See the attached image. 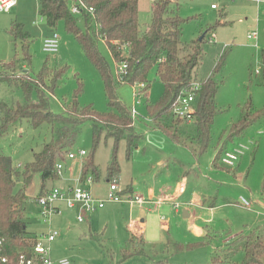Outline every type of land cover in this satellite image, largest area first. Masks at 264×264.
Wrapping results in <instances>:
<instances>
[{"label": "rangeland", "instance_id": "obj_1", "mask_svg": "<svg viewBox=\"0 0 264 264\" xmlns=\"http://www.w3.org/2000/svg\"><path fill=\"white\" fill-rule=\"evenodd\" d=\"M137 2L139 28L144 31L151 21L153 0ZM172 7L183 19L181 40L184 44L206 32L196 79L212 77L215 80L218 84L215 101L219 108L211 127L207 150L195 158L190 142L187 146L175 143L159 128L151 126L146 103L159 101L164 93L155 69H151L147 78V94L141 95L137 104L134 84L122 82L118 86V94L128 109L135 105L137 115L133 118V126L142 135L130 156H127L125 140H120L115 148L113 139L106 138L104 133L94 148L91 122L85 121L69 148L76 156L68 158V152H64L63 157L57 160L63 165L61 172L57 177L43 181L45 191L53 188L66 190L78 184L81 162L92 155L99 178H91L88 183L84 181L83 185L93 197L104 199L113 182L117 185L115 193L122 199L130 195V186L143 185L146 188L156 184L154 199L163 198L160 207L155 210L163 216L161 220L167 224L168 231L160 229L155 239L145 236L141 248L129 251L123 261L125 264H207L216 248H224L226 243L238 239L239 234L259 227L262 229L260 237L264 238V0H178ZM39 9L40 0H18V4L8 12L0 11V69H3V63L13 59L17 73L28 70L34 75L43 66L51 69L65 67L64 75L57 80L51 95L48 94V106L52 112L62 113L74 96L79 106H91L101 112L109 110L101 76L77 39L66 30L62 20L49 26L39 14ZM80 15L73 14L83 28ZM15 20L21 22L30 35L29 61L25 59L21 45L8 32ZM53 31L59 36L58 48L55 52H46L42 46L43 39ZM253 31L257 32L256 42L248 37ZM98 49L107 60L111 74L117 77L118 67L101 40L98 41ZM79 86L80 90L75 95ZM35 97L32 94L30 98ZM24 100L22 89L6 81L0 82V101L15 103ZM245 104H249L252 112H258L260 116L236 139L226 143L224 148L227 150L239 151L234 164L228 168H217L211 164L212 158L218 148L224 146L225 131L238 121L241 107ZM180 132L194 136L193 122L183 121ZM50 138L51 125L48 122L34 126L26 118L13 124L0 136V153L9 156L12 166L19 170L13 190L25 189L28 193L24 221L29 230L35 228L38 234L48 229L36 202L42 180L39 173H34L25 182L22 172L33 160L34 153L40 151ZM81 149L85 155L77 154ZM112 156L118 161L119 173L107 178V164ZM180 177H185L187 185L176 199L180 206L175 211L172 202L165 198L173 194L167 189ZM194 195L201 202L196 203L192 198ZM241 198L246 199L248 205L245 206ZM209 203L213 207L206 205ZM57 204L60 212L53 215L51 227L59 234L50 244L52 259L68 258L74 264L121 262L124 236L127 234L125 222L130 218L129 202L106 201L103 207L91 212L78 204L74 207L65 206L62 201H57ZM150 204L153 205L154 201ZM183 209H190V217L183 218ZM199 227L204 231L201 236H205L206 231L209 234L204 237V242L191 246L202 238L195 235ZM175 244H180L182 248L175 250ZM240 258L241 254L237 253L232 261H239Z\"/></svg>", "mask_w": 264, "mask_h": 264}, {"label": "trees", "instance_id": "obj_2", "mask_svg": "<svg viewBox=\"0 0 264 264\" xmlns=\"http://www.w3.org/2000/svg\"><path fill=\"white\" fill-rule=\"evenodd\" d=\"M87 8L81 12L83 28L77 23V18L69 10V0H40L39 14L43 16L49 26H54L62 20L66 30L74 35L82 50L98 70L107 99L109 110L97 111L91 106H79L76 97L68 103L62 113H54L48 106V94L51 95L58 79L64 75L66 68L51 69L43 66L37 74L28 70L16 71L15 59L3 63L0 69V82L6 81L11 86L19 87L24 91L23 102L7 103L0 101V136L19 120L26 118L34 126L41 122L51 125V138L45 142L42 149L34 153L22 172L24 181L39 173L41 184L40 196L45 192L43 181L49 177H57L55 165L64 152L69 148L81 130V124L91 122L93 147L99 142L102 133L112 138L116 148L120 140H125L127 156L137 146L142 135L135 131L131 111L118 94V86L125 82L135 84L145 82L144 94L149 87L147 80L151 69L163 84L164 93L159 101L146 103L151 126L159 128L173 142L184 144L190 142V149L195 158L203 154L209 145L210 131L219 108L215 101L218 84L212 77L200 80L197 90L195 117L192 121L195 126V135L186 136L180 132V124L184 120L175 118L172 113V103L182 91L190 88L196 79V69L201 61L202 43L206 32L198 39L184 44L181 40L183 19L174 12L172 5L178 0H153L151 5V21L144 31L139 28L137 0H81ZM8 32L14 41L21 45L25 59L30 60L28 52L29 33L24 30L23 24L12 21ZM103 41L116 65L126 63V73L122 78L111 74L107 60L98 49V41ZM28 60V61H29ZM264 81V49L262 50ZM10 71V72H9ZM75 92V95L79 92ZM35 94V99L30 98ZM260 114L252 112L249 104L241 107V115L227 131L223 140V147L218 148L211 164L217 168H228L221 163V155L227 150V142L238 137L245 128L255 121ZM119 173V165L115 156L107 164V178ZM19 170L12 166L11 158L0 153V237L13 251L19 240L26 234L24 212L25 201L28 195L25 189L13 190L15 178ZM92 180L99 178V170L93 161L92 155L82 161L79 181L83 183L87 176ZM262 230V229H261ZM259 227L246 234H239L227 244V247L216 248L207 264H264V241L260 237ZM206 231L205 236H208ZM202 237L199 242L206 239ZM140 237H131L130 241ZM175 250L182 248L175 244ZM190 246V244H189ZM129 252H123V261ZM239 253V261L233 262L234 256Z\"/></svg>", "mask_w": 264, "mask_h": 264}, {"label": "built area", "instance_id": "obj_3", "mask_svg": "<svg viewBox=\"0 0 264 264\" xmlns=\"http://www.w3.org/2000/svg\"><path fill=\"white\" fill-rule=\"evenodd\" d=\"M259 2L260 0H255ZM18 4V0H0V11L8 12L13 7ZM69 10L72 14H80L83 9L92 10V8H87L81 0H69ZM248 37L254 42L257 40V32H251ZM212 40V37H209ZM59 43L58 34L53 31L50 35L43 39V50L46 52L57 51ZM119 65V66H118ZM117 65V78H122L126 73V63L123 62ZM258 72V69H255ZM145 82H136L134 84V96L135 104L138 103V98L144 95ZM200 88V80L192 81L190 88L182 91L178 94L172 103V113L175 118H179L186 122H192L194 120V113L196 109L197 100V90ZM131 116L134 118L137 115L135 105L130 109ZM239 151L235 149L226 150L220 158L221 163L226 166H232L234 161L238 157ZM78 155H85L84 150H78ZM76 153L68 152L67 157L73 158ZM63 165L61 163H56L55 170L57 174L61 172ZM91 177L87 178L86 181H90ZM117 190V185L115 182L111 183L109 186L108 195L104 198L93 197L89 190L84 187L80 182L78 184L69 186L66 190L53 188L49 191H45L43 194L36 198L37 205L39 207V214L42 220L48 224L51 223L52 217L55 213L60 212V206L57 201H62L65 206L74 207L77 204L83 208L85 211L91 212L95 209L104 206L106 201H127L130 204L137 203L142 204L147 202L146 199L138 194L129 195L126 199L119 197L115 191ZM184 188L181 186L178 191L182 192ZM176 196H170L165 198L166 200L172 202V207L179 208V203L176 201ZM162 199L156 201L160 203ZM243 204L248 205V201L241 198ZM79 220L82 219L81 216L78 217ZM59 232L56 229L49 227V230L34 235L32 237L23 236L17 247L11 251L5 243V240L0 237V264H74L68 258H60L57 260L51 257L50 243L56 238Z\"/></svg>", "mask_w": 264, "mask_h": 264}, {"label": "crops", "instance_id": "obj_4", "mask_svg": "<svg viewBox=\"0 0 264 264\" xmlns=\"http://www.w3.org/2000/svg\"><path fill=\"white\" fill-rule=\"evenodd\" d=\"M81 165H82V162H81ZM162 166H165V165L162 164ZM80 171H81V166H80ZM186 172L188 173L189 170H186ZM78 182H80V181H78ZM82 184H84V182ZM186 185L187 184L185 181V177L176 178V180L174 182H172V184L168 187L167 191H170V192L173 191V194L170 196L171 197L176 196L175 199H177L178 195L182 194L185 191ZM181 186L184 188V190L182 192H179L178 189ZM128 190H129L130 195L138 194L142 197L144 195L147 196V198H145L147 202L142 203V204H137V203L130 204L129 203V216H130V218H129L128 222H125V231L127 234L124 236L125 240H124V246L122 248V254L125 251L129 252L131 249L134 251H137L139 248H141V245H143V243L146 239L145 236L147 237V239L148 238L155 239L159 236V231H161L160 229H162L163 231H168L167 224H164V222L161 220L163 216L158 214V212L155 210L157 206L160 207V205L158 203H156V201L163 198V197H161V198L159 197L158 199H154V197L157 195L156 184L150 185L146 188L143 185H141L139 187H135V188L130 186V188H128ZM27 195H28V193H27ZM192 198L194 199V201L196 203L201 202L200 198L197 197L196 195L192 196ZM152 201H154L153 205L150 204ZM202 203H204V202L202 201ZM206 205L209 207H213L212 203H209ZM61 206H63V204H61ZM173 209L176 211L178 208L173 207ZM189 211H190V209H183V211H182L183 218L190 217ZM131 214H132V216H131ZM51 225H52V220H51V223L48 224L47 231L49 230V227H51ZM25 230H26V234L24 236L27 238L32 237L34 235H38V232H39L35 228L29 230L27 228L26 222H25ZM203 232H204L203 228L199 227L195 231V235L197 237H200L203 234ZM41 233H44V231ZM133 236L134 237H140V238H139V240L131 242L130 238ZM201 237H204V235Z\"/></svg>", "mask_w": 264, "mask_h": 264}]
</instances>
